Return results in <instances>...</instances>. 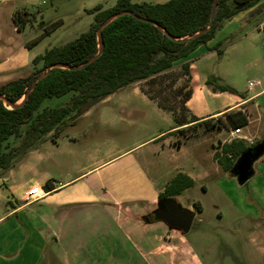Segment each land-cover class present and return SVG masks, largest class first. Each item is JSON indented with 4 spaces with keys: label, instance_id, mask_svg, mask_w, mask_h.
Returning <instances> with one entry per match:
<instances>
[{
    "label": "rangeland",
    "instance_id": "1",
    "mask_svg": "<svg viewBox=\"0 0 264 264\" xmlns=\"http://www.w3.org/2000/svg\"><path fill=\"white\" fill-rule=\"evenodd\" d=\"M116 1L6 2L0 7V33L13 32V19L3 17L5 11L16 7L15 11L30 13L31 20L19 33L14 31L13 37L6 38L0 34V40L7 43L10 39L15 42L23 38L24 42L30 44L44 31L41 21L51 24L62 19L59 27L35 46H30L42 54L46 49L63 45L87 31L94 18L93 14L88 13L89 9L99 4L108 8ZM132 1L163 3L168 0ZM263 17L264 0H261L225 23L226 26L217 32L210 45L200 44L205 47L194 58V94L189 102L191 114L213 113L221 109L226 101L224 95L213 94V89L207 86L206 80L210 77L219 78L218 82L230 86L240 96L252 95L264 89V48L257 29ZM163 76L155 77V82L136 85L139 88L143 85L166 105L178 108L182 99L177 96L176 89L186 79L181 64L175 63ZM72 94L47 98L39 110L62 107ZM245 111L252 121L241 135H248L243 137L247 145H255L264 136V91L255 98L253 107ZM26 126L23 125V130ZM172 126L170 113L159 108L138 88L130 86L111 94L86 111L74 126L64 130L58 138V145L48 139L40 148L25 154L23 160L37 172L49 170L53 173L75 174L115 157L87 172V178L97 179L99 176L119 173L125 175V172L131 174L134 170H142L152 175L159 187L171 181L179 170L197 173L196 185L177 197L183 207L190 208L196 215L191 230L184 235H177L172 231L178 229L169 228L165 222L166 226L163 223L148 224L143 234H147L148 238L149 264H158L157 259L166 260L167 253L176 259L181 258V261L185 258L184 264L189 263L188 257L191 264H264L263 159L254 164L256 173L245 184H241L214 157L216 152L221 151L222 141L237 139L231 134V129L222 123L220 128L211 129L199 125L188 130L191 131L188 138L181 133H168L158 136L157 141L154 139L158 137L150 139ZM15 137H10L9 141L15 143ZM179 138L182 146L161 150L164 141H176ZM126 185L134 188L137 180L129 178ZM196 201L201 203V211L194 205ZM127 229L125 239L126 233L135 238L138 236L132 228ZM156 234H160L162 239H156ZM160 244L170 245L171 250L157 255L155 249H159L157 245Z\"/></svg>",
    "mask_w": 264,
    "mask_h": 264
},
{
    "label": "trees",
    "instance_id": "2",
    "mask_svg": "<svg viewBox=\"0 0 264 264\" xmlns=\"http://www.w3.org/2000/svg\"><path fill=\"white\" fill-rule=\"evenodd\" d=\"M260 1L218 0L213 26L207 32L192 39L185 38L209 25L214 0H168L163 3L117 0L113 6L108 8H103V5L99 4L89 9L88 13L93 14L94 18L87 31L63 45L46 49L44 53L35 56L30 68L24 70L25 75L0 85V94L11 102H18L31 87L35 78L49 65L64 63L76 66L89 60L98 51L97 30L99 26L107 18L120 11L130 10L138 16L149 18L168 33L156 24L138 19L133 14H122L104 27L102 32L104 50L96 60L81 69L53 68L37 83L26 102L20 107L10 108L0 98V168L8 169L12 165L15 154L37 147L39 140L50 132L53 131L51 138L59 137L86 111L109 95L133 84L149 81L152 83L156 81L155 77H164L163 75L174 67L178 60L187 57L200 44H206L212 40L225 23L236 17L242 10L251 8ZM240 5L243 7L238 9ZM30 20L31 15L27 11L16 10L13 14V21L19 30ZM61 24L62 19L51 24L41 21L44 31L28 46L36 45ZM181 68L186 79L176 89L177 96L182 99L178 108L166 105L156 94L154 95L140 85V89L150 99L171 113L178 128L169 133H181L188 138L191 135V131L188 130L199 125H205L207 129H211L220 128L222 123L232 130L245 127L249 123L248 113L243 108L226 111L223 113V118L218 117L215 120L214 117L199 120L191 114L186 105L193 94V75L190 63H182ZM218 79L214 76L210 77L206 80V84L211 86L214 92L235 93L230 86L218 82ZM68 93L73 94L66 105L58 108L45 107L39 110L45 99ZM69 120H72V123ZM25 124L27 126L22 131ZM12 136L21 137V142L18 147L4 152V143ZM176 142L181 144L182 140L179 138ZM253 145L254 143L247 145L244 138L233 139L223 144L221 151L216 152L214 157L225 171L236 176L233 168L237 159ZM195 184L192 177L179 172L159 194L158 202H162L166 196L176 200L179 195L193 188ZM45 187L49 189V181L46 182ZM194 205L198 210H202L199 201L194 202ZM158 210L159 204L157 203L155 209L144 215L145 220L149 223L162 221L157 217Z\"/></svg>",
    "mask_w": 264,
    "mask_h": 264
},
{
    "label": "crops",
    "instance_id": "3",
    "mask_svg": "<svg viewBox=\"0 0 264 264\" xmlns=\"http://www.w3.org/2000/svg\"><path fill=\"white\" fill-rule=\"evenodd\" d=\"M10 1L16 0H0V7ZM15 8L5 11L3 17L13 19ZM12 30V34L10 32L0 34L9 38L13 37L14 31L20 32L15 23ZM214 39L215 37L206 45H210ZM204 45H199L187 57L176 62L178 64L189 62L193 78L194 58L205 47ZM38 54L40 51L28 46L23 38L15 42L14 39H10L7 43L0 40V85L25 75L24 70L30 68L32 60ZM132 86L150 99L136 84ZM209 88L211 89V86ZM263 91L264 89L245 97L230 91H213V94L218 96L224 95L226 101L221 109L195 116L199 120L210 117L217 119L223 118V113L226 111L239 108L246 110L250 106L253 107V101ZM190 99L186 103L188 108ZM154 102L157 104L156 101ZM157 106L161 108L158 104ZM248 118L249 123L242 127V130L251 123L249 114ZM177 128L173 119V126L170 129L150 139L161 134L165 136ZM52 133L53 131L39 140L37 147L14 155L12 165L8 169L0 168V264H149L148 238L143 232L150 223L145 220L144 215L155 209L159 194L170 181L159 187L152 175L142 170H134L131 174L125 172V175L119 173L107 177L99 176L97 179L87 178L85 175L87 172L115 157L75 174L53 173L49 170L37 172L31 164L24 162L23 156L40 148L48 139L58 145V138L63 133L55 139L50 137ZM243 136L248 137L246 134ZM15 138V143H11L10 138L4 143V152L19 146L21 137ZM158 139L159 137L154 141ZM176 141H164L161 150L166 147L182 146V143L178 144ZM231 141L225 140L221 143ZM261 159L264 161V155L258 161ZM179 172L186 173L197 183L199 176L197 173L181 170L177 173ZM129 178L137 180L134 188L126 185ZM47 181H49V189L45 187ZM34 185L41 186L46 194L37 201L29 202L26 200V192ZM155 223L164 224L161 221L152 222ZM127 227L135 230L138 236L135 238L130 233H126L125 239ZM172 232H176L177 235L186 234L178 230ZM156 236V239H162L160 234ZM157 246L159 248L155 249L157 255L159 252L171 250V246L167 244ZM166 258V260L157 259V263L184 264L186 261L185 258L183 261L181 258L176 259L169 253ZM188 260V264H191L190 257Z\"/></svg>",
    "mask_w": 264,
    "mask_h": 264
},
{
    "label": "water",
    "instance_id": "4",
    "mask_svg": "<svg viewBox=\"0 0 264 264\" xmlns=\"http://www.w3.org/2000/svg\"><path fill=\"white\" fill-rule=\"evenodd\" d=\"M218 0H214L213 2V7H212V12H211V20L209 25L207 26V28L200 30L192 35L187 36L185 39H192L202 33L207 32L214 23L216 14H217V9H218ZM243 7V5L238 6V9H241ZM122 14H133L135 17H137L138 19L144 20V21H148L151 23L156 24L157 26H159L162 30H164L166 33L167 30H165L162 26H160L159 24H157L155 21L149 19V18H144L141 16H138L136 14H134L132 11L130 10H124V11H120L116 14H113L112 16H110L109 18H107L98 28L97 30V38H98V51L97 53L91 57L89 60H87L86 62L80 64V65H76V66H71L68 64H64V63H54L49 65L46 70H43L33 81L31 87L27 90V92L24 94L23 98L18 101V102H11L8 98H6L4 95L0 94V98L7 104L9 105L10 108H16V107H20L21 105H23L26 100L28 99L30 93L34 90V88L36 87L37 83L44 78L46 75H48L50 73V71L53 68H68V69H81L83 67H85L87 64L91 63L92 61L96 60L103 52L104 50V40H103V29L105 26H107L110 22H112L114 19H116L117 17H119ZM264 155V136L261 139L260 142H258L257 144H255L254 146H251L250 148H248L247 150H245L237 159L236 164L234 165L233 171L236 174V177L239 181V183L241 184H245L255 173V168H254V164L256 163V161H258L262 156ZM158 204H160V202H158ZM166 207L167 210L160 212L157 214V217L159 220L164 221L168 226L172 227L173 229H178L183 233H187L191 230L192 225L194 223L195 220V213L193 212V210H191L190 208L184 207L183 209H180L178 203L176 202V200H169L166 203Z\"/></svg>",
    "mask_w": 264,
    "mask_h": 264
},
{
    "label": "built area",
    "instance_id": "5",
    "mask_svg": "<svg viewBox=\"0 0 264 264\" xmlns=\"http://www.w3.org/2000/svg\"><path fill=\"white\" fill-rule=\"evenodd\" d=\"M257 29L261 35V42L264 48V17L258 23ZM241 133H242V127L234 128L231 131V134L233 135L234 138H243L244 136L241 135ZM45 194L46 193L41 188V186L34 185L26 192V200L29 202L37 201L41 199Z\"/></svg>",
    "mask_w": 264,
    "mask_h": 264
},
{
    "label": "flooded vegetation",
    "instance_id": "6",
    "mask_svg": "<svg viewBox=\"0 0 264 264\" xmlns=\"http://www.w3.org/2000/svg\"><path fill=\"white\" fill-rule=\"evenodd\" d=\"M253 146H254V145H253ZM169 200H171V198L168 197V196H166V197L163 199V201L160 202V204H159V210H158L157 214L160 213V212H163V211H166V210H167L166 203H167V201H169ZM176 202L178 203L180 209H183V208H184V207L180 204V202H178L177 199H176ZM193 224H194V223H193ZM192 226H193V225H192Z\"/></svg>",
    "mask_w": 264,
    "mask_h": 264
}]
</instances>
